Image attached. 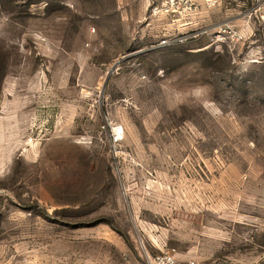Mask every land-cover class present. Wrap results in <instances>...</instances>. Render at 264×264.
<instances>
[{"label":"rangeland","instance_id":"rangeland-1","mask_svg":"<svg viewBox=\"0 0 264 264\" xmlns=\"http://www.w3.org/2000/svg\"><path fill=\"white\" fill-rule=\"evenodd\" d=\"M128 2L0 0V264H264V25Z\"/></svg>","mask_w":264,"mask_h":264},{"label":"built area","instance_id":"built-area-1","mask_svg":"<svg viewBox=\"0 0 264 264\" xmlns=\"http://www.w3.org/2000/svg\"><path fill=\"white\" fill-rule=\"evenodd\" d=\"M150 12L173 14L181 20L180 26H187V33L161 39L154 48L163 47L190 38L207 35L210 44H240L248 38V29L258 22L264 25V0H152ZM218 9L221 18L205 25L198 24L199 16ZM245 19L248 27L239 24ZM124 138V129L120 124L111 125L109 140L118 146ZM149 264H198L194 258L181 260L171 251H163L150 257Z\"/></svg>","mask_w":264,"mask_h":264},{"label":"crops","instance_id":"crops-1","mask_svg":"<svg viewBox=\"0 0 264 264\" xmlns=\"http://www.w3.org/2000/svg\"><path fill=\"white\" fill-rule=\"evenodd\" d=\"M149 1L150 0H139V2H138V0H129L128 6H127L129 8V13L131 14L133 12V10H136V9H138L140 11V8L142 7L143 14H145L144 11H146L148 5L150 4ZM140 13H141V11H140Z\"/></svg>","mask_w":264,"mask_h":264},{"label":"trees","instance_id":"trees-1","mask_svg":"<svg viewBox=\"0 0 264 264\" xmlns=\"http://www.w3.org/2000/svg\"><path fill=\"white\" fill-rule=\"evenodd\" d=\"M4 58L2 57V55L0 54V79H2L5 75V72H4Z\"/></svg>","mask_w":264,"mask_h":264},{"label":"water","instance_id":"water-1","mask_svg":"<svg viewBox=\"0 0 264 264\" xmlns=\"http://www.w3.org/2000/svg\"><path fill=\"white\" fill-rule=\"evenodd\" d=\"M112 70H113V68L108 73H111Z\"/></svg>","mask_w":264,"mask_h":264}]
</instances>
